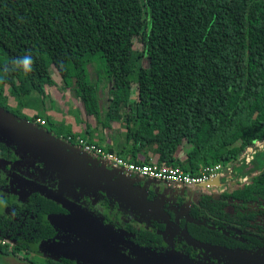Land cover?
I'll use <instances>...</instances> for the list:
<instances>
[{"label":"trees","instance_id":"trees-1","mask_svg":"<svg viewBox=\"0 0 264 264\" xmlns=\"http://www.w3.org/2000/svg\"><path fill=\"white\" fill-rule=\"evenodd\" d=\"M27 54L34 61L30 73L10 70L12 60ZM97 54L105 60L108 89L103 116L97 86L85 72ZM50 66L62 90L72 84L84 118H94L109 139H94L96 126L89 123L77 135L49 136L65 157L80 156L77 165L109 171L111 185L98 182L93 194L70 183L72 202L91 198L97 208L82 202L100 210L101 224L95 233L77 205L41 194L42 179L34 171L42 166L0 141V159L26 161L33 173L31 179L0 177V256L18 257L35 247L44 254L25 256L29 264H90L69 250L84 246L96 249L92 257L106 251L132 264H153L138 251L164 254L169 235L184 264H242L221 253L264 258V153L255 155L245 181L207 193L213 187L171 188L126 175L76 142L125 162L191 175L204 166L239 162L246 146L264 138V0H0V100L6 88L17 108L45 97L46 88L56 87ZM0 109L12 122L5 125L11 133L48 134L40 131L39 116L28 118L1 102ZM53 216L66 228L49 223ZM116 222H123L120 229Z\"/></svg>","mask_w":264,"mask_h":264},{"label":"rangeland","instance_id":"rangeland-1","mask_svg":"<svg viewBox=\"0 0 264 264\" xmlns=\"http://www.w3.org/2000/svg\"><path fill=\"white\" fill-rule=\"evenodd\" d=\"M134 49L140 51V47L135 43ZM146 58L141 60L142 65H146ZM51 78L56 84V87L52 89L46 88V96L38 97L36 99L30 98L23 103L22 107L17 108V102L12 97H9V89H5L4 99L2 98L0 102L13 110H18L20 113L28 118L33 116H39L40 122H36L42 126L40 131L43 133L48 132L47 135H34L29 134L25 137L13 134L5 128L4 125L0 124V141L15 150L17 156H22L26 161H30L36 165L42 166L41 169L34 171L40 174L42 182L39 185V190L41 194L48 193L57 197L60 200L68 199L70 202L74 201V196H69L71 192L70 183L76 182L78 186L85 189L88 193L93 194L96 189V184L101 182L103 184H109L110 173L104 170H93V166L87 165L82 170L73 167L74 163H71L68 157H65L62 153L63 150L58 147V143L54 141L50 134H58L59 137L64 136L63 134L67 131H71L74 135L81 132V129L85 128L86 123H89L96 128L93 130V138H100L105 143L109 142L107 135L102 132L100 126L96 124V121L92 117L84 118V112L81 109V101L76 98L73 92V87L70 84L68 89L62 90L61 79L54 69L53 66L49 68ZM86 80L89 84L97 86V100L99 105V110L103 116L107 106H108V94H107V80L105 75V60L99 55H95L91 62L85 66ZM122 95V93H121ZM123 98V95H122ZM136 98V85L134 82L131 83V93L130 100ZM34 100H38L33 103ZM31 101L32 105L28 102ZM30 103V102H29ZM42 116V117H41ZM45 116L50 119L53 123L52 125L47 124L45 121ZM92 126V127H93ZM6 129V130H5ZM186 145V144H185ZM241 145V144H240ZM238 145V147H240ZM244 150V149H243ZM264 153L263 151L260 154ZM80 159V156L77 157ZM26 161H21L19 165H12L10 162L0 159V177H14L19 175L22 178L33 177L32 170L30 168H25L23 164H27ZM25 162V163H24ZM229 164L231 172L227 176V181L223 180L222 189L226 188L225 182H243L245 181L243 176L248 174L251 168V163L249 165H242L239 162ZM235 164V165H234ZM23 166V167H22ZM17 167H22V171L14 170ZM17 173V174H16ZM111 184H109L110 186ZM207 189L204 192L207 193H218L221 189ZM131 195V194H130ZM85 199V198H84ZM82 199L76 204L72 202V205H77L81 209L82 214L89 220L87 227L91 229L94 228L95 233L99 231V225L101 224L100 210H90L88 205L83 202H88L89 205L96 207L97 205L92 202V199ZM83 201V202H82ZM3 204H0V209L2 210ZM62 220L58 216L48 217L49 223L52 225L66 228L64 224L61 223ZM118 226L116 229H120L123 222H116ZM136 224V223H134ZM94 234V233H93ZM96 243V242H95ZM165 246V253L162 255H157L155 253H149L144 249H140V254L155 260L160 264H184L186 257L183 254L177 253L173 250L171 238L166 235L163 241ZM82 256L89 260L90 264H129V262H124L122 259L117 258L106 251H100L99 256L92 257L94 254L91 250H81ZM43 252L38 248L32 247L27 252H22L18 257L13 256H0V263L2 264H29L24 257L27 256L30 259H39L43 256Z\"/></svg>","mask_w":264,"mask_h":264},{"label":"built area","instance_id":"built-area-1","mask_svg":"<svg viewBox=\"0 0 264 264\" xmlns=\"http://www.w3.org/2000/svg\"><path fill=\"white\" fill-rule=\"evenodd\" d=\"M37 122H40V120L37 119ZM76 142L77 146L83 151L91 152L93 155L99 157L100 162L111 163L114 168L121 166L126 175L137 173L152 180H160L164 182L167 187L171 188L195 186L216 178H219L221 181H227V176H229L231 172L229 165L222 166L219 164L214 166H204L199 170L197 175L185 173L178 168L169 169L155 163L137 165L125 162L115 154L104 152L93 145H89L82 139H77ZM261 151H264V138L261 141H255L252 145L246 146L238 156L237 160L240 161L242 165H249L253 161L255 155Z\"/></svg>","mask_w":264,"mask_h":264},{"label":"water","instance_id":"water-1","mask_svg":"<svg viewBox=\"0 0 264 264\" xmlns=\"http://www.w3.org/2000/svg\"><path fill=\"white\" fill-rule=\"evenodd\" d=\"M0 124H2L4 126L5 125L6 126H10V127L12 126V122L10 121V119L7 117V115L1 109H0ZM6 126H5V128H7ZM6 131H8V130H6ZM250 179L251 178H249V181H250ZM223 185L224 184L221 182V180L219 178H216V179L208 180L205 183L198 184V187H200L202 189H206V188H210V187L222 188ZM83 249L84 250L89 249L94 254L97 252L96 249H93L91 247H84V246L69 247V250L72 251V252H79L80 253V251L83 250ZM139 254H140V252H139ZM221 254L224 255V256H226L230 260L240 261L242 264H264V258L251 257V256H249L248 254H245V253H238V254L221 253ZM141 256L144 259L147 258V257H145L143 255H141ZM146 260L148 262H150V263H153V264H160V263L156 262L155 260H151L149 258H147ZM129 264H132V263H129ZM137 264H141V263L138 262Z\"/></svg>","mask_w":264,"mask_h":264},{"label":"clouds","instance_id":"clouds-1","mask_svg":"<svg viewBox=\"0 0 264 264\" xmlns=\"http://www.w3.org/2000/svg\"><path fill=\"white\" fill-rule=\"evenodd\" d=\"M34 61L30 54L24 55L23 57L16 58L11 61L10 70L23 71L24 73H30L33 68Z\"/></svg>","mask_w":264,"mask_h":264},{"label":"crops","instance_id":"crops-1","mask_svg":"<svg viewBox=\"0 0 264 264\" xmlns=\"http://www.w3.org/2000/svg\"><path fill=\"white\" fill-rule=\"evenodd\" d=\"M75 157V156H74ZM72 159V160H71ZM71 159H69L70 160V162L71 163H74L73 164V167H75V168H77V169H79V170H82V168H85L87 165H83L82 163H80V165H77L76 163H77V161H78V158H71Z\"/></svg>","mask_w":264,"mask_h":264},{"label":"flooded vegetation","instance_id":"flooded-vegetation-1","mask_svg":"<svg viewBox=\"0 0 264 264\" xmlns=\"http://www.w3.org/2000/svg\"><path fill=\"white\" fill-rule=\"evenodd\" d=\"M184 188V187H183Z\"/></svg>","mask_w":264,"mask_h":264}]
</instances>
